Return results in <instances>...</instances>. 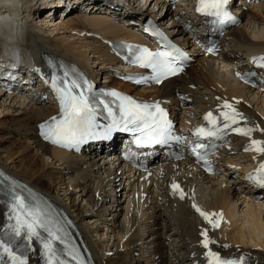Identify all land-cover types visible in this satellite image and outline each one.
<instances>
[{
    "label": "bare ground",
    "instance_id": "1",
    "mask_svg": "<svg viewBox=\"0 0 264 264\" xmlns=\"http://www.w3.org/2000/svg\"><path fill=\"white\" fill-rule=\"evenodd\" d=\"M59 1L25 0L24 16L47 29L45 34H39L35 30L36 24L35 27L27 25L26 36L35 49L80 65L92 79L103 76L110 86L136 97L170 99L174 113L189 121L194 120L192 115L200 110L236 98L245 102L236 105L248 117L250 126L258 125L264 130V112L260 107L264 95L249 94L248 97L250 91L246 92L231 75L225 74L229 71L227 67L220 68L201 51L194 52L195 63L180 76L148 92L120 83L113 77L111 70L115 59L109 53L108 42L132 37L129 28L133 27L128 28L126 24L141 21L146 10L141 15H132L124 0ZM43 7L48 12L58 8V14L71 15L66 20H53L55 17L50 13L51 19L36 20L34 13ZM156 7L160 6H152L151 13ZM253 8L254 5L247 8L244 14L248 18L264 20ZM160 9L163 8H158L157 12ZM89 10L100 12L90 14ZM176 11L167 8L164 15L155 12L152 16L163 24V18L172 19L179 10ZM103 12L109 13L111 19L102 17L100 13ZM172 24L176 27L167 29L169 33L181 36V21ZM248 35L243 26L237 27L224 35V41L240 52L264 50V37L252 40ZM243 91L247 93L244 96ZM176 93L183 95V99L176 97ZM4 97L1 93L0 166L62 203L82 228L98 264H194L193 255L201 252L200 230L208 225L192 209L193 202L205 211L223 214L221 229L209 230V236H215L221 245H229L227 249L219 247L223 253H248L264 264V227H260L264 220H258L246 208L248 203H254L241 195L248 189L243 185L242 176L238 175L237 169L242 167L238 161H232V157L218 160V170L213 177L202 175L184 161L155 170L150 187L141 183L139 191L129 190L127 175L119 171L114 156L104 153L72 156L38 141L36 125L56 113L51 104L38 100L28 102L23 97ZM254 135L264 139V131L254 132ZM234 141L235 146L238 142L242 145L246 144L247 138L241 136ZM173 181L184 190V200L170 194L169 186ZM237 206L247 213L243 215L246 217L245 229L244 223L239 225L240 219L236 218V211L240 213Z\"/></svg>",
    "mask_w": 264,
    "mask_h": 264
},
{
    "label": "snow or ice",
    "instance_id": "2",
    "mask_svg": "<svg viewBox=\"0 0 264 264\" xmlns=\"http://www.w3.org/2000/svg\"><path fill=\"white\" fill-rule=\"evenodd\" d=\"M229 3L230 0H197L196 11L216 17L221 25L225 22L238 23L227 10ZM144 31L156 37L160 47L153 52L144 46L124 45L128 50L125 60L133 66L149 69L151 75H128L123 79L137 84H160L168 77L181 73L184 62L189 59L186 53L171 43L152 21L148 22ZM254 63L264 67V56L254 58ZM48 67L51 75L44 82L51 88L59 104V115L40 123L38 128L42 138L52 145L79 151L80 146L89 141L110 139L114 132H128L139 148L169 145L172 142L185 145L189 155L210 171L208 157L218 147L216 142L234 133L250 141L243 149L245 152L264 155V140L252 138L253 132L264 130L258 125L250 126L248 117L235 107L239 101L230 103L223 100L215 114L207 112L203 116L206 123L195 128L191 133L193 140L186 142L185 137L175 133L167 111L159 102H138L115 90L95 91L92 82L75 67L69 68L63 64L59 70L52 64ZM36 71L39 72V69ZM248 75L253 76L255 73ZM245 82L249 81L245 78ZM98 117L106 123L99 122ZM172 158L183 159V149ZM247 179L264 189V162L259 163L255 173ZM169 187L171 195L178 196L180 200L185 199L186 194L177 182L173 181ZM0 197L7 198V223L0 228V264H28V254L33 250L34 242L39 248L43 264H85L80 250L71 242L64 223L49 210L51 206H42L40 197L3 171H0ZM191 207L208 225V228H201L199 233L202 237L200 246L205 250V264H249L248 253L239 256L233 253L225 257L210 247L217 241L209 236V230L220 228L224 219L221 212L205 211L195 202ZM228 247L227 244L223 245L225 249Z\"/></svg>",
    "mask_w": 264,
    "mask_h": 264
},
{
    "label": "clouds",
    "instance_id": "3",
    "mask_svg": "<svg viewBox=\"0 0 264 264\" xmlns=\"http://www.w3.org/2000/svg\"><path fill=\"white\" fill-rule=\"evenodd\" d=\"M25 0H0V56L6 59L10 66H19L30 59L24 47L27 34V21L23 16ZM257 15L264 14V0L254 6ZM247 31L257 37H264V20L249 17ZM246 208L258 220H264V205L248 203ZM247 213H245L246 215ZM260 227H264L261 223Z\"/></svg>",
    "mask_w": 264,
    "mask_h": 264
},
{
    "label": "rangeland",
    "instance_id": "4",
    "mask_svg": "<svg viewBox=\"0 0 264 264\" xmlns=\"http://www.w3.org/2000/svg\"><path fill=\"white\" fill-rule=\"evenodd\" d=\"M42 1V0H41ZM44 2L45 1H47V0H43ZM51 1V0H50ZM57 1H59V0H57ZM61 1V0H60ZM59 1V2H60ZM62 2V1H61ZM254 6H255V4H254ZM252 7V6H251ZM251 7H249V8H251ZM89 12H91L90 14H94L95 12H100V11H97V10H89L88 11V13ZM157 12V11H156ZM177 12V11H176ZM87 13V14H88ZM160 13V10L156 13V14H159ZM105 14H108L109 16H110V14L109 13H107V12H103V13H100V15H102V17H104V18H106V19H110V18H107V16H105ZM145 14V13H144ZM155 14V13H154ZM153 14V15H154ZM70 13H68V14H66L65 15V17L62 19V20H66V18H69L70 17ZM261 17H262V19L264 18V14H262V15H260ZM55 18L53 19V20H57V18L59 19V20H61V16H58V15H56V16H54ZM168 16H165L164 18H163V23H165V19L167 18ZM113 18V17H112ZM26 19H28V20H26L27 21V25L28 26H34L36 23H38V21H34V20H31V19H29V18H27L26 17ZM46 20H48V19H46ZM33 24H32V23ZM29 23V24H28ZM167 25H169V24H167ZM243 26V29H244V31L247 33V34H249L248 36L249 37H251L250 39H252V40H260V39H262V37H257V36H255V35H252V34H250L248 31H247V21H245V22H243L240 26H238V27H242ZM35 27V26H34ZM39 27V28H38ZM37 28V29H36ZM41 28V29H40ZM235 29V28H234ZM35 30L37 31V32H39V34H45V32H47L46 30L47 29H44L43 27H41L39 24L37 25L36 24V27H35ZM41 30V31H40ZM43 30H45V31H43ZM59 36H62V35H59ZM228 44V43H227ZM225 49H228L229 47H233L232 45L230 46L229 45V47H228V45H226V44H224V46H223ZM89 57H91V56H89ZM195 63V62H194ZM193 63V64H194ZM220 72V70L218 71V73ZM219 76H221V75H219ZM96 77V75L93 77V78H95ZM233 84V83H232ZM233 85H235V84H233ZM0 94H1V92H0ZM242 96H244L245 94H247L246 92H242ZM249 94H251V95H253L254 96V94H252V93H248V97L250 96ZM1 96V95H0ZM4 98H6V97H4ZM1 99H3V98H1ZM7 99V98H6ZM252 98H250L249 99V101L251 100ZM9 101V100H8ZM263 101H264V98H263ZM262 106V107H261ZM260 107H261V109H262V112H264V102H262V104L260 105ZM264 114V113H263ZM5 132V131H4ZM1 134V133H0ZM235 160H240L239 162H240V164H248V162H249V160H248V158H247V156H245V155H240V154H236V155H233L232 156ZM240 164H238V165H240ZM241 167V166H240ZM241 206H244V205H241ZM237 209H238V211H240V213H238L237 211H236V213L235 214H237L236 216H238V217H236V218H238V219H240V220H238V222L240 221V224L239 225H243V223H244V226H243V228L245 229L246 228V220H245V218L246 217H243V215H245L244 213H243V210H245V209H242V207L240 208V207H238L237 206ZM241 209H242V214H241ZM241 215V217H239ZM243 220H242V219ZM242 221V222H241ZM241 225V226H242Z\"/></svg>",
    "mask_w": 264,
    "mask_h": 264
}]
</instances>
